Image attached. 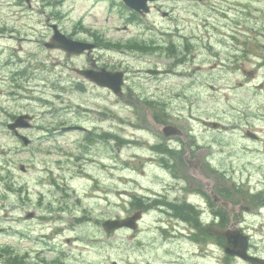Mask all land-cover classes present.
<instances>
[{
	"label": "rangeland",
	"instance_id": "rangeland-1",
	"mask_svg": "<svg viewBox=\"0 0 264 264\" xmlns=\"http://www.w3.org/2000/svg\"><path fill=\"white\" fill-rule=\"evenodd\" d=\"M116 1L32 0L28 8L24 0H0V248L27 254L25 264H223L222 251L211 252L207 240L189 243L185 227L176 240L165 237L157 213L144 212L133 232L105 233L102 223L126 217L133 196L158 189V123L200 143L210 145L215 136L227 152L262 147V159L253 161L264 163V0L166 2L162 11L173 10L172 17L152 11L141 22ZM48 19L65 34L127 41L111 55L128 62L134 93L161 107L120 104L116 115L103 92L45 86L48 68L63 66V58L43 46L51 36ZM144 68L173 74L133 76ZM25 114L33 117L32 127L20 131L31 141L27 147L6 128ZM69 124L118 125L123 133L59 130ZM199 149L209 148L192 151L202 160L206 152ZM200 174L210 179L202 167ZM7 258L0 255V264Z\"/></svg>",
	"mask_w": 264,
	"mask_h": 264
},
{
	"label": "flooded vegetation",
	"instance_id": "flooded-vegetation-1",
	"mask_svg": "<svg viewBox=\"0 0 264 264\" xmlns=\"http://www.w3.org/2000/svg\"><path fill=\"white\" fill-rule=\"evenodd\" d=\"M176 1L181 0L148 1V13L141 15L129 10V14L137 22L145 20L152 11L159 12L165 18H170L173 16V10L162 11L163 5L166 2ZM182 1L195 2V0ZM116 2L123 5L120 0ZM48 32L52 35L50 27H48ZM65 36L74 42L87 44L91 49L86 45L84 51L79 54H71L66 50H50L51 54L56 53L63 58L61 62L63 66H55L58 68L57 71H51V68H48V73L41 80L45 86L55 90H66L71 94L86 93L88 90L97 94L103 92L113 102L111 112L116 115L114 107L117 108L120 104H136L146 109L155 108L154 105L161 107L147 94L136 95L134 93L135 86L130 78L131 68L128 62L117 61V58L111 55L119 44H125L124 47L127 48V41L117 44L106 38L102 41V36L83 38L73 33H67ZM259 65L263 68L264 60ZM161 69L153 68L150 72V69L145 70V68L135 70L133 76L137 79H152L173 74V72ZM119 73H121L122 80L120 92L116 93L108 86L98 85L97 80L116 84ZM254 86L258 85L254 84ZM64 102L67 101L64 100ZM210 125L212 128H218L217 132L222 129V125L218 124L217 127L214 123ZM64 128H69L64 133H123L118 129V125L109 130H93L81 125L69 124L59 130L62 132ZM176 135L166 138L161 133L159 144L154 149L160 153L158 159L160 162L157 166L161 173L156 174L159 180L158 189L145 192L146 194L140 198L133 196L127 216L136 212H141L143 217H145L144 212L157 213L162 220L156 227L165 237L176 240L178 233L181 235L183 233L180 226L185 227L188 233L186 232L184 238L189 239V243L198 246L207 240L205 245L210 246L211 252L215 249L222 251L223 264H228V262L229 264H254L237 255L226 253V246L233 252L243 251L250 257L264 260V163L253 161V158L262 159L263 148L242 146L239 151L233 149L227 152L226 147L215 136L210 137L209 145L198 142L194 134ZM189 135L192 137L190 138ZM245 136L255 141L258 139L255 134L248 132ZM202 146L209 148L207 152L198 150L206 152L202 160L196 155L191 156L192 151ZM252 151L259 152V154L253 156ZM231 152L236 153L233 155ZM242 154L250 155L251 160L245 161ZM201 167L210 179L200 174ZM198 219L201 224L209 225L210 232L213 234L206 235L203 232L204 227H201V232H199ZM205 219H209L210 223L203 222ZM179 237L182 236L179 235Z\"/></svg>",
	"mask_w": 264,
	"mask_h": 264
},
{
	"label": "water",
	"instance_id": "water-1",
	"mask_svg": "<svg viewBox=\"0 0 264 264\" xmlns=\"http://www.w3.org/2000/svg\"><path fill=\"white\" fill-rule=\"evenodd\" d=\"M124 2V4L129 7L130 9L138 12V13H145L148 12V7L146 6V3L148 0H122ZM150 1H154V0H150ZM24 2L26 3V5L30 8L31 7V2L32 0H24ZM53 31H54V36L51 38V41L49 43L45 44V47L47 49H61V50H66L71 54H79L82 51H84L86 44H82V43H77V42H72L69 39L66 38L65 35H63L57 28L56 25H52L51 26ZM90 46H88L89 48ZM84 73V72H82ZM98 85L100 86H108L110 87L114 92H119L120 91V86L122 84V80H121V73H119L118 76V82L116 84H110L108 82H101L97 80ZM32 120V117L29 115H21L19 117H17L15 119V121L13 123H10L7 125V128L9 130L14 131L16 134L15 136H17L21 142L23 143L24 146H28L30 144V140L17 133V129L18 128H29L30 127V123L29 121ZM162 131L164 132V134H166L167 136L169 135H173V134H179L178 133V129L173 127V126H165L162 128ZM21 170H24L23 167L20 168ZM140 218L139 214L134 215L133 217L130 218H126V219H119V220H106L103 224L102 227L105 230L106 233H111L114 232L118 229H121L123 227L125 228H129V229H136V220ZM205 232L210 234V227L205 229ZM221 234L223 232H220ZM226 253L232 254V255H237L240 258L243 259H247L251 262H253L254 264H264V260H260L258 258H253V257H249L248 255H246L245 253H243V251H231L228 249V246H226L225 249Z\"/></svg>",
	"mask_w": 264,
	"mask_h": 264
},
{
	"label": "trees",
	"instance_id": "trees-1",
	"mask_svg": "<svg viewBox=\"0 0 264 264\" xmlns=\"http://www.w3.org/2000/svg\"><path fill=\"white\" fill-rule=\"evenodd\" d=\"M172 45H175V44H171V46H167V51H170L171 54H173V46ZM120 46V45H119ZM173 57V56H172ZM19 76H24L23 75V71L19 72ZM12 254H14V256H12ZM0 255L4 256V255H8V258H7V261L5 264H16V263H19V264H25L24 261V258L23 256H20L18 254H16L15 252H13L12 250L10 249H3V250H0Z\"/></svg>",
	"mask_w": 264,
	"mask_h": 264
}]
</instances>
